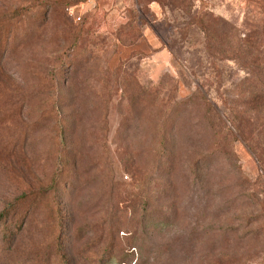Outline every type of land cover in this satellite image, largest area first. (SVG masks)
<instances>
[{
    "label": "rangeland",
    "instance_id": "obj_1",
    "mask_svg": "<svg viewBox=\"0 0 264 264\" xmlns=\"http://www.w3.org/2000/svg\"><path fill=\"white\" fill-rule=\"evenodd\" d=\"M0 264H264V0H0Z\"/></svg>",
    "mask_w": 264,
    "mask_h": 264
},
{
    "label": "trees",
    "instance_id": "obj_2",
    "mask_svg": "<svg viewBox=\"0 0 264 264\" xmlns=\"http://www.w3.org/2000/svg\"><path fill=\"white\" fill-rule=\"evenodd\" d=\"M240 124H241V122L238 123V128L241 127Z\"/></svg>",
    "mask_w": 264,
    "mask_h": 264
}]
</instances>
